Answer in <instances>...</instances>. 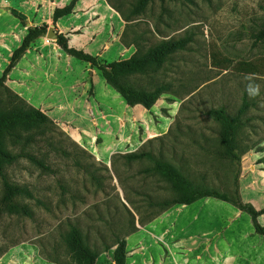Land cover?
Wrapping results in <instances>:
<instances>
[{
    "label": "rangeland",
    "instance_id": "374dc122",
    "mask_svg": "<svg viewBox=\"0 0 264 264\" xmlns=\"http://www.w3.org/2000/svg\"><path fill=\"white\" fill-rule=\"evenodd\" d=\"M107 1L126 22L121 36L140 53L161 41H190L161 67L121 77L142 91L166 88L151 108L130 106L116 91L121 103L86 108L89 122L55 108L48 116L59 121L5 138L11 152L30 153L49 169L26 157L5 165L7 180L30 191L14 196L30 214L7 209L0 176V264H76L66 241L72 227L98 254L95 264H115L120 239L180 206L161 205L179 194L154 169L156 161L232 198H252L255 208L264 204L258 187H246L264 171V45L254 38L264 27V0H151L139 14L138 0ZM243 60L259 71H240L235 65ZM245 101L238 163L224 155L222 126L211 111L234 118ZM9 107L10 95L0 88V109ZM142 153L150 156L129 157Z\"/></svg>",
    "mask_w": 264,
    "mask_h": 264
},
{
    "label": "crops",
    "instance_id": "0c3cea01",
    "mask_svg": "<svg viewBox=\"0 0 264 264\" xmlns=\"http://www.w3.org/2000/svg\"><path fill=\"white\" fill-rule=\"evenodd\" d=\"M71 1L0 0V76L28 28L44 24H56L71 47L107 62L128 59L136 52L133 43L121 36L125 20L107 0H76L73 12L54 23L55 9ZM6 85L47 115L57 108L82 122L90 121L86 108L93 110L99 102L110 108L121 103L97 68L67 53L46 35L18 60ZM250 167L256 172L254 165ZM262 171L246 187L251 192L258 187L264 195ZM244 202L255 204L252 198ZM263 208L264 204L256 209ZM263 216L258 218L262 225ZM127 251L126 264H264V236L256 232L247 212L231 202L205 197L181 204L131 233Z\"/></svg>",
    "mask_w": 264,
    "mask_h": 264
},
{
    "label": "trees",
    "instance_id": "16d2710c",
    "mask_svg": "<svg viewBox=\"0 0 264 264\" xmlns=\"http://www.w3.org/2000/svg\"><path fill=\"white\" fill-rule=\"evenodd\" d=\"M150 1L151 0H138L133 12L135 14L141 13ZM75 3L76 0H72L64 7L56 8L53 14L54 23L60 18L72 13ZM20 19L24 22L22 17H20ZM47 31L48 25L46 24L29 27L21 45L14 50L10 63L0 76V88L4 89L10 95L11 102V107L8 109H0V176L3 178L5 188L3 201L6 203L7 209L10 212H22L26 215L30 214L29 210L25 206L15 203L14 196L20 193L30 195V191L26 187L10 183L4 173V167L19 158L26 157L45 169L49 168L41 160H38L30 153L11 152L6 148L5 138L11 136L12 138L20 139L21 134L18 130L44 125L49 123L52 119L41 109L28 104L25 99L9 88L6 85V79L18 60L27 52L37 39L45 36ZM254 38L256 44L261 43L264 45V27L255 34ZM189 41V38L161 41L144 53H140L139 50H136V52L128 59L107 62L98 56L85 52L84 50L71 47L68 43V38L64 34H59L57 39V43L67 53L74 55L83 61L89 62L92 67L97 68L101 72L105 81L121 95L128 105L135 106L141 104L147 109L155 105L166 88L160 86L153 91H142L124 84L121 81V77L127 74L142 72L146 67L151 65L161 67L167 60L168 55L178 50L185 49ZM227 61L230 62V60ZM236 65V68L245 73H256L259 71L251 61H239ZM91 93L93 94V91ZM248 105V102L245 101L234 118L228 115L224 109L211 111L212 115L222 126L221 142L224 149V155L238 163L241 161V155L238 152L237 132L241 126V116L248 108ZM144 156H150V154H131L129 157L138 159ZM154 169L171 180L179 194V196L173 199L165 200L161 204L162 206L170 207L175 204H191L205 197L218 198L231 202L239 209L247 212L252 218L256 232L264 236V225L258 220L259 216L264 213V208L262 210H257L252 203L244 202L240 197L232 198L228 193L217 188L199 185L193 182L188 176L184 175L179 168L170 163L156 161ZM66 241L76 264H94L95 260L98 258V254L85 243L83 234L77 227L71 228L66 235ZM127 252V240L125 238L120 239L113 254L115 264H126Z\"/></svg>",
    "mask_w": 264,
    "mask_h": 264
},
{
    "label": "water",
    "instance_id": "95a60500",
    "mask_svg": "<svg viewBox=\"0 0 264 264\" xmlns=\"http://www.w3.org/2000/svg\"><path fill=\"white\" fill-rule=\"evenodd\" d=\"M46 37L48 39H52V40H57L58 37H59V33L58 31L56 30V24H51L49 27H48V31L46 33Z\"/></svg>",
    "mask_w": 264,
    "mask_h": 264
}]
</instances>
